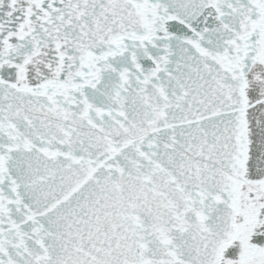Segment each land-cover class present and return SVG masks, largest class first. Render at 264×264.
Returning a JSON list of instances; mask_svg holds the SVG:
<instances>
[{
	"label": "snow or ice",
	"instance_id": "obj_1",
	"mask_svg": "<svg viewBox=\"0 0 264 264\" xmlns=\"http://www.w3.org/2000/svg\"><path fill=\"white\" fill-rule=\"evenodd\" d=\"M0 264H264V0H0Z\"/></svg>",
	"mask_w": 264,
	"mask_h": 264
}]
</instances>
